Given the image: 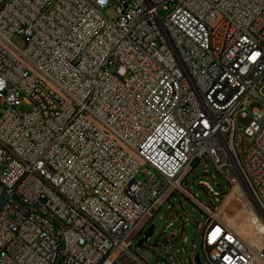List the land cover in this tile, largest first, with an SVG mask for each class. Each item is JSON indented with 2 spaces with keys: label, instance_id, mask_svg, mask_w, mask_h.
<instances>
[{
  "label": "built area",
  "instance_id": "2783aa9c",
  "mask_svg": "<svg viewBox=\"0 0 264 264\" xmlns=\"http://www.w3.org/2000/svg\"><path fill=\"white\" fill-rule=\"evenodd\" d=\"M108 5L0 0V264H149L130 237L176 192L205 215L189 264H264V0ZM201 159L249 240L182 187Z\"/></svg>",
  "mask_w": 264,
  "mask_h": 264
},
{
  "label": "rangeland",
  "instance_id": "374dc122",
  "mask_svg": "<svg viewBox=\"0 0 264 264\" xmlns=\"http://www.w3.org/2000/svg\"><path fill=\"white\" fill-rule=\"evenodd\" d=\"M120 0H109V5L103 11L104 18L115 20L118 16L116 8ZM159 15L164 18L168 15L165 10H159ZM12 42L19 48L24 47V40L20 36H14ZM115 67L108 69L113 73ZM264 91V90H263ZM260 104L254 100L247 109V116L250 111L259 108ZM32 106L21 103L17 108L20 115L26 114ZM249 119H239V127H245ZM144 171L145 168H142ZM138 181L143 182L145 176L138 174ZM206 184L220 198L226 200L220 205L215 200L216 197L208 193L201 184ZM182 187L196 198L203 206L211 208L212 205L220 207L216 218L228 224L242 237L250 239V228L243 219L242 207L239 199L233 197L234 190L230 192V187L225 179L209 160L201 159L196 165L185 174L182 180ZM229 195V196H228ZM232 196V197H231ZM230 200L228 201V199ZM205 221V215L193 202L180 192L172 194L151 218H146L140 228L139 233L131 235L137 253L149 264H189V260L197 254L200 261L203 260L201 251V224ZM183 225V227H182ZM152 227L151 235L143 241L144 230ZM186 239L183 242V239ZM140 242V245L138 243Z\"/></svg>",
  "mask_w": 264,
  "mask_h": 264
},
{
  "label": "water",
  "instance_id": "95a60500",
  "mask_svg": "<svg viewBox=\"0 0 264 264\" xmlns=\"http://www.w3.org/2000/svg\"><path fill=\"white\" fill-rule=\"evenodd\" d=\"M6 200H7V196L6 195L0 196V212L3 209V206H4L5 202H6ZM151 233H152V227H150L147 230V232H146V234H145V236L143 238V241H145L151 235ZM138 245H140V242L138 243Z\"/></svg>",
  "mask_w": 264,
  "mask_h": 264
},
{
  "label": "crops",
  "instance_id": "0c3cea01",
  "mask_svg": "<svg viewBox=\"0 0 264 264\" xmlns=\"http://www.w3.org/2000/svg\"><path fill=\"white\" fill-rule=\"evenodd\" d=\"M232 190H234V194H233L232 196H233V197H237V195H238V191H237V189L233 188ZM232 190H230V192H231ZM230 192H229V195H230ZM229 195H228V196H229ZM232 196H231V197H232ZM231 197H230V198H231ZM228 198H229V197H228ZM230 198L228 199V201L230 200ZM225 200H226V199H225Z\"/></svg>",
  "mask_w": 264,
  "mask_h": 264
},
{
  "label": "bare ground",
  "instance_id": "6f19581e",
  "mask_svg": "<svg viewBox=\"0 0 264 264\" xmlns=\"http://www.w3.org/2000/svg\"><path fill=\"white\" fill-rule=\"evenodd\" d=\"M226 181H227V177H225Z\"/></svg>",
  "mask_w": 264,
  "mask_h": 264
}]
</instances>
